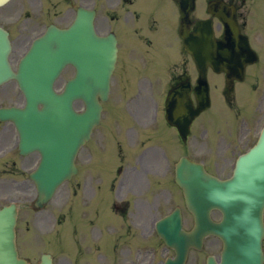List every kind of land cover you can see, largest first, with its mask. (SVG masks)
<instances>
[{
  "label": "water",
  "instance_id": "water-1",
  "mask_svg": "<svg viewBox=\"0 0 264 264\" xmlns=\"http://www.w3.org/2000/svg\"><path fill=\"white\" fill-rule=\"evenodd\" d=\"M182 11H184L190 4L192 5L193 0H180ZM187 13V11H186ZM184 19L187 18L184 15ZM195 36H191L188 33V24L184 25L182 36L185 39L186 49L194 52L195 55L205 62L208 54V42L210 35L205 31V27L199 28ZM24 67V65H23ZM33 68L30 66L27 70V75L23 78H19L20 82L23 83L22 89L27 97V102H32L34 105L30 107L26 120L29 121L32 118L33 113H37L38 104H43L44 108L39 111L38 118H43V113H47L52 110L55 105H64V101L60 102L55 100L53 94L45 87L47 78H30L29 72ZM24 71V69H23ZM17 77V76H16ZM7 80V77L0 78V83ZM38 86V87H37ZM49 86V85H48ZM95 87L99 90V94L103 97L107 93L108 86L92 85L91 91H95ZM48 90V91H47ZM86 93H81L77 89L68 95L67 101L71 102L73 99L82 96L85 97ZM93 95V93H91ZM37 105V106H36ZM98 101L93 99L87 105L88 110L94 107L95 111L99 113ZM60 108V107H59ZM95 111L91 112L94 118ZM17 110H0L1 120H16L21 118L25 120V117L19 115ZM98 115V114H96ZM72 119L68 113L60 118L59 124L63 128L68 129V120ZM94 120V119H92ZM96 121V120H95ZM32 126V122L27 123L24 129L27 130ZM246 160V159H245ZM245 160L239 165L241 168L238 175V179L235 181L227 182L225 185L215 182L213 179H209L204 176L203 180L196 181V190L193 194L194 201L197 202L195 206L196 212L199 217V228L190 241L192 243H198L205 232L211 231L220 235L225 242L224 250V262L223 264H263V250L262 240L264 237V229L262 222V210L264 207V137L260 143L259 149L253 153L249 161ZM245 163L248 166H257L253 168L255 171L245 170ZM203 176V175H201ZM206 181V182H205ZM235 181V182H234ZM234 183L233 186H231ZM245 185L247 190L246 195H237L239 187ZM212 207H218L223 210L225 219L223 223L218 226H213L208 219L209 210ZM15 210L13 207L6 208L0 214V264H22L17 259L16 251L14 249L13 241V229H7L9 222L12 221V226L15 222ZM4 221V222H3ZM2 225L5 230L1 231ZM178 249L181 252L180 263L183 261L184 248L186 246L187 239H177ZM13 245V246H12ZM11 247V248H10Z\"/></svg>",
  "mask_w": 264,
  "mask_h": 264
},
{
  "label": "flooded vegetation",
  "instance_id": "flooded-vegetation-1",
  "mask_svg": "<svg viewBox=\"0 0 264 264\" xmlns=\"http://www.w3.org/2000/svg\"><path fill=\"white\" fill-rule=\"evenodd\" d=\"M119 3H122V5L127 4L128 5V16H127V25L129 27H136L139 24H144L146 19L144 17V11H140V6H146L147 0H116ZM155 12L154 7H152L151 12L149 14L148 22L146 23L150 29H156L157 22L155 20ZM129 18L131 20L129 21ZM111 19L113 20V17L111 16Z\"/></svg>",
  "mask_w": 264,
  "mask_h": 264
},
{
  "label": "rangeland",
  "instance_id": "rangeland-1",
  "mask_svg": "<svg viewBox=\"0 0 264 264\" xmlns=\"http://www.w3.org/2000/svg\"><path fill=\"white\" fill-rule=\"evenodd\" d=\"M199 2H200V0H199ZM240 90H245L247 93L246 94H248L249 96L251 95V90L249 89V88H240ZM251 100H252V97L251 98H247V99H245V98H242L241 99V101H242V103L243 104H246V103H250L251 102ZM218 110H219V108L217 109H214L209 115H207V118H210V117H213L214 115H216L217 113H218ZM153 114V112L152 111H150L149 112V116L150 115H152ZM120 117H123V116H120ZM5 178H9V179H11V177H9V176H5ZM17 180H20V178H16ZM20 190H24L23 188H21ZM1 194V193H0ZM29 243H27L26 241H24L23 243H22V245H23V247L26 249V246L28 245Z\"/></svg>",
  "mask_w": 264,
  "mask_h": 264
}]
</instances>
